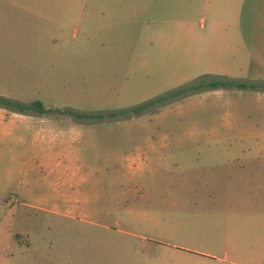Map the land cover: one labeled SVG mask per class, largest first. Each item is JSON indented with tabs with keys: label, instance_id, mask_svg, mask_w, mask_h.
I'll return each instance as SVG.
<instances>
[{
	"label": "rangeland",
	"instance_id": "rangeland-1",
	"mask_svg": "<svg viewBox=\"0 0 264 264\" xmlns=\"http://www.w3.org/2000/svg\"><path fill=\"white\" fill-rule=\"evenodd\" d=\"M262 85L264 0H0V264H264Z\"/></svg>",
	"mask_w": 264,
	"mask_h": 264
},
{
	"label": "trees",
	"instance_id": "trees-1",
	"mask_svg": "<svg viewBox=\"0 0 264 264\" xmlns=\"http://www.w3.org/2000/svg\"><path fill=\"white\" fill-rule=\"evenodd\" d=\"M255 87L254 84H248L242 81H237L234 78H226V77H215L212 75H204L199 76L195 78L193 81H191L188 84H184L182 86L176 87L175 89L168 91L164 94L158 95L154 98H151L149 100H146L140 104L131 106L127 109H121L119 111H111L108 113V116L110 117H130V116H137L148 109L151 108V106H154L156 104H163L169 100H176L178 98H182L188 95H191L193 93H197L202 90L206 89H216V88H227V87ZM261 88L264 90V85L261 86ZM0 104H3L4 106H7L8 108L12 109L13 111H16L18 113H26V112H35V113H45L48 112L49 109H47L43 102L40 100H33L28 103H18L14 102L8 99H5L4 97H0ZM70 113L77 117V118H102L104 115L102 113L99 114H87V113H76L73 111H70Z\"/></svg>",
	"mask_w": 264,
	"mask_h": 264
},
{
	"label": "crops",
	"instance_id": "crops-1",
	"mask_svg": "<svg viewBox=\"0 0 264 264\" xmlns=\"http://www.w3.org/2000/svg\"><path fill=\"white\" fill-rule=\"evenodd\" d=\"M59 165H61L62 168H63V170L61 171V173H59L60 179L64 183V185L66 187H68V184L71 185L73 183V181H75V178H76V170L73 169L74 166H72L71 164L68 165L67 163H62L61 162V163H59ZM68 169H70L69 170V174L67 172ZM72 169H73V171H72ZM65 198H67V194H64V199Z\"/></svg>",
	"mask_w": 264,
	"mask_h": 264
}]
</instances>
